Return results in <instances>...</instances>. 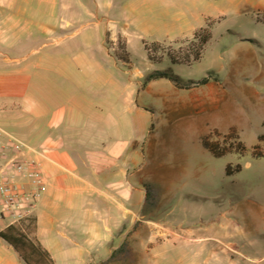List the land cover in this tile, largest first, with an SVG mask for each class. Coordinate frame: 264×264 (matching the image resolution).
<instances>
[{
    "label": "rangeland",
    "instance_id": "obj_1",
    "mask_svg": "<svg viewBox=\"0 0 264 264\" xmlns=\"http://www.w3.org/2000/svg\"><path fill=\"white\" fill-rule=\"evenodd\" d=\"M207 2L18 0V59L23 57V63L57 48V41L81 36L94 40L106 27L129 38V52L118 36L110 58L94 53L95 58L120 81L128 80L130 74L124 70L129 65L145 72L135 105L146 112L132 120L144 142L135 178L147 187L148 217L179 233L175 240H153L151 255L139 251L147 236L135 230L134 238L128 236L135 253L124 243L116 255L124 260H53L54 264H264V11L206 18L202 26L208 25L211 36L201 58L191 64H172L166 55L151 62L144 49V43L159 42L154 54H161L191 38L187 26L194 24ZM73 12L81 13L80 20L64 25ZM0 51L5 52L1 46ZM157 69H170L184 80L208 81L187 89L167 79L143 85L145 76ZM4 127L30 143L24 127L18 126V132ZM231 130L246 147L242 154L214 156L202 146L204 138L222 142ZM211 235L235 246L230 263L212 259Z\"/></svg>",
    "mask_w": 264,
    "mask_h": 264
},
{
    "label": "crops",
    "instance_id": "obj_2",
    "mask_svg": "<svg viewBox=\"0 0 264 264\" xmlns=\"http://www.w3.org/2000/svg\"><path fill=\"white\" fill-rule=\"evenodd\" d=\"M263 11L264 0H208L187 27L192 37L206 18ZM80 15L71 13L64 25L78 22ZM118 36L129 52V38L106 27L94 40L81 36L57 41V48L23 63V57L18 59V0H0V46L14 54L0 51V127L17 132L18 126L25 128L30 143L24 142L34 149L47 178L29 221L33 236L56 262L124 260L112 254L129 243V234L134 238L135 230L147 236L138 247L144 255H151L153 240L179 237L165 223L148 217L146 190L135 178L144 142L132 120L145 111L135 105L145 72L129 65L124 70L128 80L120 81L95 58L94 53L110 58ZM210 238L212 259L230 263L235 246L215 235ZM127 245L135 253V247ZM0 264H24L2 239Z\"/></svg>",
    "mask_w": 264,
    "mask_h": 264
},
{
    "label": "trees",
    "instance_id": "obj_3",
    "mask_svg": "<svg viewBox=\"0 0 264 264\" xmlns=\"http://www.w3.org/2000/svg\"><path fill=\"white\" fill-rule=\"evenodd\" d=\"M210 36L209 27L205 25L197 29L191 38L181 40V45L176 49L168 48L162 51L161 54L155 55V49L158 48L160 50L161 47V43L159 42L152 43L149 46L144 43V49L147 59L151 62H160L164 55H166L172 64H191V62L201 58L204 46L210 39ZM151 79H167L174 86L182 89L203 85L208 81L207 77H203L199 80H184L174 74L170 69H157L152 71L145 76L143 85ZM202 146L214 156H222L230 152L242 154L246 149L245 145L239 140L236 131L233 130L223 136L222 142L218 140L210 141L207 138L202 139ZM234 169L239 170L240 166L236 165ZM231 171V167L228 165L226 173L229 174ZM145 190L146 194H148L146 186ZM33 230L34 224L32 221H29L24 226L11 225L0 230V238L12 247L25 264H54L48 251L42 247L35 237L30 236ZM123 246L124 244L122 248ZM122 248L115 250L112 257H115Z\"/></svg>",
    "mask_w": 264,
    "mask_h": 264
},
{
    "label": "built area",
    "instance_id": "obj_4",
    "mask_svg": "<svg viewBox=\"0 0 264 264\" xmlns=\"http://www.w3.org/2000/svg\"><path fill=\"white\" fill-rule=\"evenodd\" d=\"M34 149L0 127V226L27 223L47 184Z\"/></svg>",
    "mask_w": 264,
    "mask_h": 264
}]
</instances>
